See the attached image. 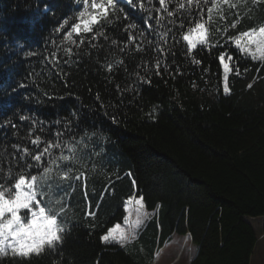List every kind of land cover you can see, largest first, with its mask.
Listing matches in <instances>:
<instances>
[{"label":"trees","instance_id":"obj_1","mask_svg":"<svg viewBox=\"0 0 264 264\" xmlns=\"http://www.w3.org/2000/svg\"><path fill=\"white\" fill-rule=\"evenodd\" d=\"M113 3L69 41L83 0H0V183L14 194L20 174L36 175L41 206L64 207L61 244L0 264H152L173 235L196 248L188 264H253L264 232V62L232 38L264 26V0ZM197 22L206 43L190 55L182 36ZM222 54L232 57L225 81ZM136 198L154 212L137 239L101 241Z\"/></svg>","mask_w":264,"mask_h":264},{"label":"snow or ice","instance_id":"obj_2","mask_svg":"<svg viewBox=\"0 0 264 264\" xmlns=\"http://www.w3.org/2000/svg\"><path fill=\"white\" fill-rule=\"evenodd\" d=\"M74 2L79 4V0H74ZM125 2L135 4L136 0H125ZM212 2L215 5V0H212ZM83 3L86 7L84 10L78 12L77 19L79 22L73 23L71 31L65 36V39L69 41H71L72 33H88L93 31L91 26L106 16L104 6L105 0H91L90 8L96 11L88 10V0H83ZM119 3L120 0H116V4ZM160 3L163 5L164 0H160ZM188 3L191 4L192 0H188ZM107 6L109 8L115 7L113 0H107ZM169 15H172V13L169 12ZM67 23L68 20L65 19L64 23L56 28V31L60 32ZM107 23L111 24L112 21L108 20ZM233 27H236V25L234 24ZM202 29L203 25L197 22L195 27H190L188 31L183 34L182 39L187 44L188 54L194 55L195 53L193 50L197 45L206 43L203 37L196 39L193 36V33L199 32ZM100 35H103V32H97L92 38L97 39ZM232 39L236 49H239L240 52L250 55L253 61L258 60L264 62V26H252L250 31H241L239 36H235ZM113 43H116V41L113 40ZM225 59H232V57L226 54H222L219 57L220 63L223 64L225 78H227L229 64L224 63ZM193 62L197 65L202 64V61L199 59ZM108 71H112L111 65L108 66ZM204 71L207 72L208 69H204ZM261 71H264V69H261ZM248 87L251 88L252 85L249 84ZM228 91L229 89L226 86L224 92L227 93ZM25 119V116H20L21 121ZM68 131H70V129ZM32 143L34 145H39L40 137L37 136ZM45 152H48V148H45L43 152L38 151V153L32 157V160L36 162L37 166H39ZM62 159L67 161L69 157L65 155ZM28 167L31 169L32 165L30 164ZM43 171L47 174L49 169L45 167ZM64 179H68L67 174ZM77 179H79V177H77ZM36 180V175H32L31 179H27L25 174H20L18 179H15L14 182V194L9 192V188L6 187L4 183H0V256H7L9 254L8 249H10L13 258L17 256L21 258H30L31 254H40L45 245H47L49 249H54L55 245L63 242L61 233L64 231V227L58 224V214L64 212V207L60 205L59 213L57 214H48L49 212L55 211V209L50 207L46 210L45 207L41 206L43 201L37 202V193L33 191L34 182ZM53 187V194L57 196L67 191V188L63 185ZM57 203H59V201H57ZM135 203L139 205L140 208L144 207L140 199H137ZM140 208L137 209V218L134 221L135 226H139L141 223ZM22 210H26L25 215L30 214L27 223H21V215L19 213ZM125 210L127 211V209ZM87 215L92 216L93 213L89 211ZM124 220L127 223L128 217L125 216ZM127 236L128 233L117 223L115 226L107 227L106 234L101 235L100 240L103 242L116 240L123 244ZM9 237H11V241H9ZM6 242L8 243L6 244Z\"/></svg>","mask_w":264,"mask_h":264},{"label":"rangeland","instance_id":"obj_3","mask_svg":"<svg viewBox=\"0 0 264 264\" xmlns=\"http://www.w3.org/2000/svg\"><path fill=\"white\" fill-rule=\"evenodd\" d=\"M125 2V0H122ZM242 1V0H238ZM194 38L199 39L203 37L205 39V29L199 32L193 33ZM244 53V52H243ZM246 54V53H245ZM248 55V54H247ZM250 56V55H249ZM251 57V56H250ZM224 76V81H225ZM225 84L223 88H225ZM42 180H46V176L42 177ZM41 184L40 180H36L34 182L33 191L36 192L35 186ZM41 198L43 195H41ZM37 200V199H36ZM136 199L130 200L126 206V216L128 217V222L126 223L125 220L122 224H120L121 228L124 229L127 233V239L123 242H130L134 238H136L137 234L143 229L146 222L150 219V217L154 214V212H148L144 207L140 208L139 205L135 203ZM39 202V201H37ZM142 202V201H141ZM140 208L141 212V223L139 226L134 225V221L137 218V209ZM26 211V210H22ZM21 215V212L19 213ZM30 218V214L26 215L24 220L23 216L21 215V223H27L28 219ZM9 241H11V237H9ZM8 242H6L7 244ZM107 244H118L122 246L123 244L117 242L116 240H109L105 242ZM8 253H11L10 249H8ZM196 253V248L191 245L188 236H177L173 235L171 239L166 242L161 248H156L153 256L152 264H188L189 261L194 257ZM253 264H264V232H261V237L259 238L255 251L252 256Z\"/></svg>","mask_w":264,"mask_h":264}]
</instances>
